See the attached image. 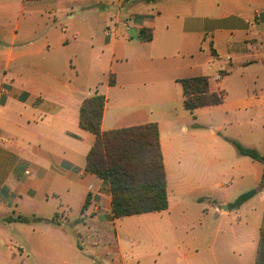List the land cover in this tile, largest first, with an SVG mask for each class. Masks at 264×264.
Segmentation results:
<instances>
[{
    "label": "crops",
    "instance_id": "obj_1",
    "mask_svg": "<svg viewBox=\"0 0 264 264\" xmlns=\"http://www.w3.org/2000/svg\"><path fill=\"white\" fill-rule=\"evenodd\" d=\"M195 78L223 103L186 110ZM95 94L102 132L157 125L166 211L113 216L80 126ZM235 143L264 158V0H0V223L30 229L0 230V264H264V164Z\"/></svg>",
    "mask_w": 264,
    "mask_h": 264
},
{
    "label": "trees",
    "instance_id": "obj_2",
    "mask_svg": "<svg viewBox=\"0 0 264 264\" xmlns=\"http://www.w3.org/2000/svg\"><path fill=\"white\" fill-rule=\"evenodd\" d=\"M142 39L151 35L142 31ZM184 107L192 112L198 108L220 105L223 93H212L206 78L181 81ZM105 98L101 95L86 99L80 111V126L95 136L88 155L87 171L100 177L112 195V212L116 219L166 211L169 206L166 173L156 124L102 132L101 123ZM241 154L264 164L257 152L235 143ZM256 191L241 195L230 210L238 209L255 197ZM14 221L12 218L8 219ZM27 223V220L17 218ZM264 249V218L261 227ZM264 251V250H263Z\"/></svg>",
    "mask_w": 264,
    "mask_h": 264
},
{
    "label": "rangeland",
    "instance_id": "obj_3",
    "mask_svg": "<svg viewBox=\"0 0 264 264\" xmlns=\"http://www.w3.org/2000/svg\"><path fill=\"white\" fill-rule=\"evenodd\" d=\"M4 215V213L0 212V217H2ZM5 217V216H4ZM20 227H25L23 225L19 226V227H15V228H12L9 229L6 225H1L0 223V230L6 234L7 236H11V238H16L15 241L18 239V238H21L23 239V241H20V242H26L27 240H29L30 238V229L29 228H25V229H20ZM46 234L49 233L48 230L46 229ZM49 238H53V239H72L73 238V233L71 232H63L60 230H55V231H52L50 233V235H47ZM98 238V239H101L103 237H106V235L102 236V234L100 236H93V238ZM25 257L23 258H12V262L11 264H33V263H30L29 261L27 260H24ZM34 264H38V263H34ZM39 264H43V263H39Z\"/></svg>",
    "mask_w": 264,
    "mask_h": 264
}]
</instances>
